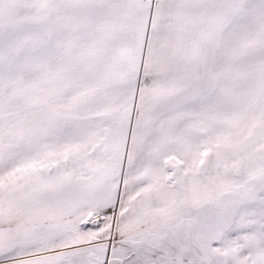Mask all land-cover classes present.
Wrapping results in <instances>:
<instances>
[{
    "label": "snow or ice",
    "instance_id": "1",
    "mask_svg": "<svg viewBox=\"0 0 264 264\" xmlns=\"http://www.w3.org/2000/svg\"><path fill=\"white\" fill-rule=\"evenodd\" d=\"M0 264H264V0H0Z\"/></svg>",
    "mask_w": 264,
    "mask_h": 264
}]
</instances>
